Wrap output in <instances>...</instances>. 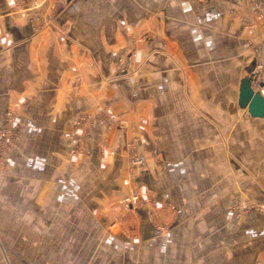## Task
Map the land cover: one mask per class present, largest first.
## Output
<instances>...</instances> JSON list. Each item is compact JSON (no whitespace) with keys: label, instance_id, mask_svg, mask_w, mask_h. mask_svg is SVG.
I'll return each mask as SVG.
<instances>
[{"label":"crops","instance_id":"crops-1","mask_svg":"<svg viewBox=\"0 0 264 264\" xmlns=\"http://www.w3.org/2000/svg\"><path fill=\"white\" fill-rule=\"evenodd\" d=\"M255 1L0 0V116L11 102L22 106L14 166L40 170L47 156L69 150L67 127L77 115L114 113L126 126L94 125L90 160L105 163L111 151L120 170L136 138L145 157L137 180L146 189L186 210L200 203L193 189L213 187L205 203L218 204L217 173L235 183L236 157H264V119L238 105L240 82L255 68L249 46L260 45L264 58V1L259 20ZM254 186L263 199L264 179ZM256 250L253 264H264V247ZM189 261L181 264H220Z\"/></svg>","mask_w":264,"mask_h":264},{"label":"rangeland","instance_id":"rangeland-1","mask_svg":"<svg viewBox=\"0 0 264 264\" xmlns=\"http://www.w3.org/2000/svg\"><path fill=\"white\" fill-rule=\"evenodd\" d=\"M259 1L252 7L258 20L262 17ZM249 48L256 57L253 75L256 81L264 82L261 46ZM124 61L117 64L119 74L126 71ZM21 107L20 103L11 102L0 116V264H20V257L35 264L256 261V248L264 247V216L259 215L264 214V197L256 199L253 193L258 192L254 185L264 179V157H236L241 167L235 173V183L231 173H217L218 181L213 183L219 182L217 191L222 200L218 204L205 203L213 187L193 189L191 193L200 196V203H189L186 210H180L179 205L138 182L145 157L137 149L136 138L126 143L125 164L120 170L113 165L112 152L105 154L106 142L99 145V158L109 155L110 160L100 163L89 159L94 125L106 130L126 126L114 113L77 115L67 127L69 150L59 156H47L40 170L20 168L17 163L14 166L12 153L19 149L22 132ZM139 157L142 163L136 161ZM225 162V157H221V163ZM130 195H137L135 202L125 201ZM139 209H148L151 214L142 218ZM188 212H192L190 216ZM248 244L252 245L251 253L243 250Z\"/></svg>","mask_w":264,"mask_h":264},{"label":"water","instance_id":"water-1","mask_svg":"<svg viewBox=\"0 0 264 264\" xmlns=\"http://www.w3.org/2000/svg\"><path fill=\"white\" fill-rule=\"evenodd\" d=\"M238 105L251 117L264 119V96L253 89L251 78H243L240 82Z\"/></svg>","mask_w":264,"mask_h":264},{"label":"built area","instance_id":"built-area-1","mask_svg":"<svg viewBox=\"0 0 264 264\" xmlns=\"http://www.w3.org/2000/svg\"><path fill=\"white\" fill-rule=\"evenodd\" d=\"M260 1H264V0H260ZM256 77H255V74L254 75H252V77H251V79H252V87H253V89L255 90V91H258L262 96H264V82L263 81H256V79H255ZM256 81V83H257V86L255 87L254 86V83H253V81ZM260 84H263V86L262 87H260ZM110 118L111 119H114V116H110ZM136 161H138V163H142V158L141 157H139V159H136ZM137 199V195H130V196H127L126 198H125V201L127 202V203H133V202H135V200Z\"/></svg>","mask_w":264,"mask_h":264}]
</instances>
